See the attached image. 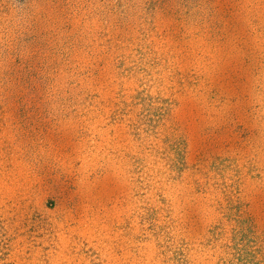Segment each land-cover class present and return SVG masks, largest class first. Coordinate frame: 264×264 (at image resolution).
<instances>
[{
  "label": "rangeland",
  "instance_id": "obj_1",
  "mask_svg": "<svg viewBox=\"0 0 264 264\" xmlns=\"http://www.w3.org/2000/svg\"><path fill=\"white\" fill-rule=\"evenodd\" d=\"M0 264H264V0H0Z\"/></svg>",
  "mask_w": 264,
  "mask_h": 264
}]
</instances>
